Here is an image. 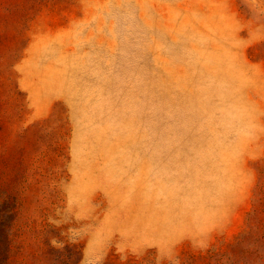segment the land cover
<instances>
[{
	"label": "rangeland",
	"instance_id": "rangeland-1",
	"mask_svg": "<svg viewBox=\"0 0 264 264\" xmlns=\"http://www.w3.org/2000/svg\"><path fill=\"white\" fill-rule=\"evenodd\" d=\"M3 264H264V0H0Z\"/></svg>",
	"mask_w": 264,
	"mask_h": 264
},
{
	"label": "trees",
	"instance_id": "trees-1",
	"mask_svg": "<svg viewBox=\"0 0 264 264\" xmlns=\"http://www.w3.org/2000/svg\"><path fill=\"white\" fill-rule=\"evenodd\" d=\"M7 226L2 225L0 226V264H3L7 260V252H8V245L9 239L7 234Z\"/></svg>",
	"mask_w": 264,
	"mask_h": 264
}]
</instances>
